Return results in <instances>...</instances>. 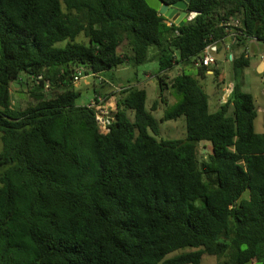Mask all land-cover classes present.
I'll return each mask as SVG.
<instances>
[{
  "label": "trees",
  "instance_id": "obj_1",
  "mask_svg": "<svg viewBox=\"0 0 264 264\" xmlns=\"http://www.w3.org/2000/svg\"><path fill=\"white\" fill-rule=\"evenodd\" d=\"M186 13L178 26L144 0H0V264H264V133L238 82L246 51L217 110L194 78L220 77L214 54L230 34L264 44V0H190ZM208 46L214 63L198 66ZM148 62L175 100L160 122L184 117L185 138H160L158 102L147 110L134 86L103 132L100 101L74 87L77 71ZM11 91L28 103L13 106Z\"/></svg>",
  "mask_w": 264,
  "mask_h": 264
},
{
  "label": "rangeland",
  "instance_id": "obj_2",
  "mask_svg": "<svg viewBox=\"0 0 264 264\" xmlns=\"http://www.w3.org/2000/svg\"><path fill=\"white\" fill-rule=\"evenodd\" d=\"M230 39H233L230 37ZM231 45H233L231 47ZM229 50L224 49L214 54L216 65L212 68H216L220 77L215 78L210 74L206 77L201 78L200 76L194 75L197 83L202 86L204 91L209 95L210 110L213 112L218 109V106L225 102L233 88V68L231 60L228 56L232 54L234 57L240 53L246 51V57L249 59L248 67L243 68L238 73V78L242 90L250 93L256 101L257 118L255 120V130L258 133H264V72L262 66L258 69L256 64L261 61V57L264 55V44L259 42L248 41L244 46L235 45V41L229 43ZM236 49L237 54L233 51ZM229 54V55H228ZM192 70L191 68H188ZM187 69V70H188ZM259 70V71H258ZM157 71L156 62H148L138 67L121 66L116 69H112L105 75L94 76L90 72L88 74L80 72V76L77 80L74 79V87L81 93L82 101L85 103L93 102L96 97L102 106V109L106 111V118L109 117V113L115 112L116 99L118 97L121 87L134 86L137 89H144L147 92V99L145 107L150 110L153 101L158 102V109L152 112L153 117L160 125V138L164 140L171 139H182L186 137V122L184 117H180L177 120H171L161 123L160 119L167 106L174 103V98L170 94L169 89H165L162 95L159 94L158 80L154 76ZM181 71V67L176 66L167 75L170 78L174 77ZM113 79V81L110 78ZM19 85L15 89H19ZM101 94L105 97H97L95 95ZM12 105H17L18 100H21L22 105H26L29 101V97L23 94L22 98L18 96V93L11 91ZM217 261L214 258H208L203 261V264H216Z\"/></svg>",
  "mask_w": 264,
  "mask_h": 264
},
{
  "label": "water",
  "instance_id": "obj_3",
  "mask_svg": "<svg viewBox=\"0 0 264 264\" xmlns=\"http://www.w3.org/2000/svg\"><path fill=\"white\" fill-rule=\"evenodd\" d=\"M144 1L148 7L157 11L160 15H163L178 26H183L188 21L186 10L190 0L178 1L171 6L164 4L161 0ZM17 86L18 84L15 83L14 87Z\"/></svg>",
  "mask_w": 264,
  "mask_h": 264
},
{
  "label": "built area",
  "instance_id": "obj_4",
  "mask_svg": "<svg viewBox=\"0 0 264 264\" xmlns=\"http://www.w3.org/2000/svg\"><path fill=\"white\" fill-rule=\"evenodd\" d=\"M193 13H191L190 14V16H188L187 17V19L188 20H190L192 17H193ZM233 24V25H232ZM230 23L229 25H232V26H234V27H236L237 26V22L235 21V22H233V23ZM227 26V25H226ZM230 37H232L233 39H230ZM230 40L231 41H236L235 40V35L234 34H230V36L228 37V41L227 42H225V47H226V49L227 50H229V43H230ZM216 50V48H215V46H208V47H206V49H205V51H204V54L201 56V57H199V58H197L196 59V64L198 65V66H203V67H208V66H210L211 64H213L214 63V57H213V55L211 54V51L212 52H214ZM229 55V54H228ZM232 54H230L229 56H228V59H230V60H232ZM261 61L264 63V55L261 57ZM80 76V71H78V73H77V75L75 76V80H77L78 79V77ZM100 102H101V100H100ZM96 109H97V111H98V116H97V120H98V122H99V124H100V129L103 131V132H106L107 131V124H108V120H107V118L105 117L106 116V111H104L103 109H102V106L100 105V103H99V105H97L96 106Z\"/></svg>",
  "mask_w": 264,
  "mask_h": 264
},
{
  "label": "crops",
  "instance_id": "obj_5",
  "mask_svg": "<svg viewBox=\"0 0 264 264\" xmlns=\"http://www.w3.org/2000/svg\"><path fill=\"white\" fill-rule=\"evenodd\" d=\"M233 51L235 52V54H237V51H236V49H234V47H233ZM261 66H262V70H261L262 72L261 73H263L264 72V63L262 61H258L256 64V68L259 69ZM207 74H210V71H207Z\"/></svg>",
  "mask_w": 264,
  "mask_h": 264
},
{
  "label": "clouds",
  "instance_id": "obj_6",
  "mask_svg": "<svg viewBox=\"0 0 264 264\" xmlns=\"http://www.w3.org/2000/svg\"><path fill=\"white\" fill-rule=\"evenodd\" d=\"M77 73H78V71H77ZM77 75V74H76ZM116 109V108H115Z\"/></svg>",
  "mask_w": 264,
  "mask_h": 264
}]
</instances>
